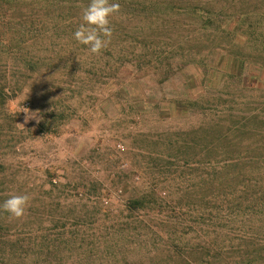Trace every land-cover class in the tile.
<instances>
[{"label": "trees", "instance_id": "16d2710c", "mask_svg": "<svg viewBox=\"0 0 264 264\" xmlns=\"http://www.w3.org/2000/svg\"><path fill=\"white\" fill-rule=\"evenodd\" d=\"M249 1H258L259 5L252 7ZM109 2H118L120 11L110 18L112 35L102 51L106 70L100 76L106 83L121 79L119 70L126 65H149L151 47H160L158 62L166 69L161 74L168 78L172 58L195 56L202 49L217 46L211 39L200 47L197 34L220 28L227 16L236 17L237 24L244 26L255 44L264 34V0ZM89 3L90 0H0L2 155L9 148L1 135L11 115L7 111L11 98L28 82L36 81L40 69L67 77L82 69V63L76 60L84 58L87 46L79 44L73 33ZM252 15L253 23L260 28L258 34L257 27L248 20ZM137 47L143 53L136 55ZM164 49L170 56L161 57ZM190 62L196 59L191 57ZM85 73L92 76L88 83L96 82L94 67L85 69ZM50 105L52 117L65 114L64 118L69 119L78 110L63 105V111L55 113V106ZM262 105L252 113L235 116L233 122L229 121L234 120V112L225 119L219 117L214 144L202 146L204 156H213L203 164L200 175L187 182L184 195L171 201L153 192L130 197L124 201L129 214L107 212L105 208L109 223H93L90 229L79 223L68 226L54 222V218L50 226L26 229L0 210V264H264V102ZM57 126L49 122L46 130L55 132ZM230 135L233 144L240 141L234 151L222 146ZM239 137L246 145H241ZM5 172V161L0 159V204L14 195ZM102 198L98 197V202ZM165 206L170 213H164ZM148 209L157 217L161 215L163 223L146 224L140 212ZM133 213L137 214L130 219Z\"/></svg>", "mask_w": 264, "mask_h": 264}, {"label": "rangeland", "instance_id": "374dc122", "mask_svg": "<svg viewBox=\"0 0 264 264\" xmlns=\"http://www.w3.org/2000/svg\"><path fill=\"white\" fill-rule=\"evenodd\" d=\"M254 19V15L248 18L252 24ZM243 27L236 17L227 16L220 28L201 31L200 47L211 39L217 46L195 56L172 58L173 71L166 79L161 74L166 69L157 58L160 47H151L149 65H126L119 70L121 79L111 83L100 76L106 70L103 53L87 49L84 58L76 60L82 69L73 77L40 69L36 81L28 82L9 101L11 115L1 135L9 144L6 154L0 152L8 187L14 195L30 198L25 214L13 222L29 229L50 226L54 218L90 229L93 223H109L105 208L129 214L124 201L130 197L153 192L167 202L184 195L187 182L200 175L213 156H204L202 146L214 144L219 117L234 112L229 121L233 122L235 116L263 107L264 34L255 44ZM226 28L230 31L222 32ZM134 52L143 53L140 47ZM166 55L170 56L168 49L161 57ZM191 57L196 62L189 63ZM92 67L98 78L88 83L92 76L83 73ZM50 104L55 113L63 111V105L78 110L69 119L65 114L52 117ZM49 122L57 123L58 130L47 131ZM233 139L230 135L222 146L234 151L240 141L233 144ZM98 197H103L101 202ZM164 213H170L166 206ZM140 215L146 224L163 223L161 215L158 218L150 209Z\"/></svg>", "mask_w": 264, "mask_h": 264}, {"label": "clouds", "instance_id": "9594fccd", "mask_svg": "<svg viewBox=\"0 0 264 264\" xmlns=\"http://www.w3.org/2000/svg\"><path fill=\"white\" fill-rule=\"evenodd\" d=\"M120 11L118 2L109 0H90L83 8L81 22L73 33L74 39L81 45L87 46L91 54L99 55L108 47L112 35L111 17ZM36 114H31L34 117ZM28 195H12L0 204V210L12 217L21 218L29 204Z\"/></svg>", "mask_w": 264, "mask_h": 264}]
</instances>
